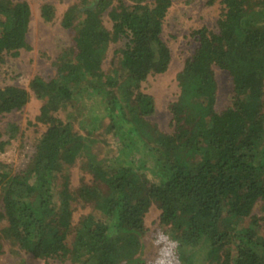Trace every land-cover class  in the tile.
Wrapping results in <instances>:
<instances>
[{"label":"trees","instance_id":"trees-1","mask_svg":"<svg viewBox=\"0 0 264 264\" xmlns=\"http://www.w3.org/2000/svg\"><path fill=\"white\" fill-rule=\"evenodd\" d=\"M174 1L76 0L61 20L74 45L53 62L55 75L37 74L28 88H0V115L22 110L32 93L42 103L36 121L46 127L22 170L0 162L1 235L16 258L141 264L145 217L155 206L160 227L180 242V264H264V229L255 214L258 207L264 217V0H208L223 7L217 31H193L198 46L177 75L171 131L164 132L150 120L156 103L142 85L169 69L161 34ZM40 13L52 23L56 8L44 3ZM30 21L26 0H0V74L8 57L32 49ZM124 40L103 70L110 45ZM216 68L232 84L222 109ZM73 104L103 107L117 154L59 116ZM19 133L7 123L0 151ZM75 165L93 184L81 188L91 210L73 226L71 195L65 189L59 197L56 187ZM65 232L69 245L59 238Z\"/></svg>","mask_w":264,"mask_h":264},{"label":"rangeland","instance_id":"rangeland-1","mask_svg":"<svg viewBox=\"0 0 264 264\" xmlns=\"http://www.w3.org/2000/svg\"><path fill=\"white\" fill-rule=\"evenodd\" d=\"M31 7V21L27 33V41L32 47L31 50H22L16 57H8L3 71L0 74V88L6 85H16L28 88L30 80L35 75H41L48 80L56 73L53 62L61 53L74 45L73 33L62 27V14L69 5L76 0H26ZM49 3L56 8V17L54 22H45L40 13V6ZM223 11L219 2L213 5L208 4V0H196L191 4H186L184 0H175L169 9L163 25L161 34L162 41L169 47L171 52V63L169 69L158 75H152L143 83V92L154 97L156 103L155 114L150 120L155 123L160 130L170 132L169 122L171 114L169 105L175 101L179 94L177 81L178 73L183 69L184 63L196 50L198 44L194 38L193 31L207 27L210 30L217 31V21ZM111 22L105 17V26L111 28ZM124 41L111 44L103 62V70L108 71L113 63V51L124 46ZM215 79L218 83L217 108L222 109L230 103L232 96V84L227 72L218 68L215 69ZM42 103L32 93L30 102L19 111H13L8 114L0 115V132L9 122L16 123L20 133L16 139L11 140L3 151H0V162L8 165L13 171L22 170L29 157L34 152V144L45 131L46 127L36 121ZM59 116L72 123L74 129L80 134L96 138L101 145H106V151L114 156L118 151V143L113 139L112 134L106 133L108 124L105 118L103 107L99 104L87 109H79L74 104L66 110H59ZM22 135V136H20ZM8 137L3 136L0 141H7ZM140 157L135 155V160ZM93 178L88 172L80 170L78 165L69 169V175H63L56 187L59 197L63 195L66 189L71 195L68 203L72 211L73 226L79 223L86 216L91 207L85 205L81 196V188L89 187L93 184ZM64 182L67 186H64ZM1 210V203H0ZM255 214L264 229V217L260 215L258 207ZM262 216V217H261ZM4 222L0 220V264H72L70 261L60 262L57 260H39L31 255H22L16 258L11 254L10 244L4 240L1 235V229ZM145 225L148 229L144 237V252L142 254L141 264H150L155 255L156 249L151 244V235L162 228L159 225V211L152 206L145 217ZM164 230V229H162ZM64 235L59 234V238L69 241ZM176 264L179 263L178 254Z\"/></svg>","mask_w":264,"mask_h":264},{"label":"clouds","instance_id":"clouds-1","mask_svg":"<svg viewBox=\"0 0 264 264\" xmlns=\"http://www.w3.org/2000/svg\"><path fill=\"white\" fill-rule=\"evenodd\" d=\"M151 244L156 249L150 264H176L180 242L164 230H157L151 235Z\"/></svg>","mask_w":264,"mask_h":264}]
</instances>
